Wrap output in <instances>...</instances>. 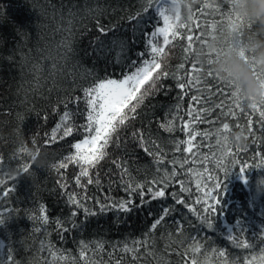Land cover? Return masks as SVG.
I'll list each match as a JSON object with an SVG mask.
<instances>
[{
    "label": "trees",
    "instance_id": "1",
    "mask_svg": "<svg viewBox=\"0 0 264 264\" xmlns=\"http://www.w3.org/2000/svg\"><path fill=\"white\" fill-rule=\"evenodd\" d=\"M215 2L200 0L193 11L199 25L188 22L193 28L192 34L200 36L201 40L208 41L228 22L213 8H203L204 3ZM158 3L159 0H153L152 7L145 12L144 0H0V168L6 173L0 175V179L4 180L0 185V218L5 220L0 225V264H70V261L60 259V252L71 253L78 258L81 240L103 242L105 249L100 256L108 264L111 254L112 264H115L124 255L120 251L122 245L125 242L130 245L134 239L146 238L145 234L151 230L150 226L166 206L170 209L169 214L152 231V235L155 237L157 256H163L167 264H191L193 254L190 250L185 252V249L193 243L202 246L201 251L195 254L199 264H221L223 258L218 257L219 251L225 252L229 264L233 261L235 264H252L264 254V184L261 183L264 181V155L260 154L264 149V138L258 139L254 148L249 140V151L236 153V162L233 163L232 155L221 158L222 151L214 146L215 136L202 142L198 136L194 144L201 142L200 152L209 155L210 160L201 165L197 158L190 165L200 170L201 175L198 178L195 173H188L184 181L188 191L181 193L183 204H177L171 198L172 192H179V183L174 181L165 191L164 198L152 200L146 190L143 199L149 203H142L140 197L133 196V207L128 213L98 211L97 200L111 202L126 198L120 172L112 163L113 159L123 160L134 182L157 175L153 156L133 141V130H143L146 137L150 133L151 139L165 150H170L173 148L170 137L186 138L187 132L179 129L192 118L186 116L185 111L189 108L195 111L197 107L205 106L204 99L194 105L187 96L184 97L180 112L183 119L177 118L175 122L177 130L172 133L162 130L159 124L170 115L169 109L176 104L180 91L171 79L163 81L170 88L167 94L162 92L149 96L137 107V118L129 121L131 127L119 132L121 147L110 146L109 156L100 162L97 169L90 170L92 173L98 172L99 185H87V178L82 177L81 184L85 187L77 186L75 176L79 167L72 163L58 171L54 168L39 169L35 165H32L30 173L17 175L13 171L21 163L16 143L20 136L24 138L25 147L43 149L55 163L74 153L71 145L82 139V129L55 143H48V134L65 111L73 114L76 125L85 122L84 88L100 78L121 79L124 74L134 70L131 65L142 59L137 54L146 51L149 33L154 28L163 27V20L155 11ZM134 16L140 21L139 27L136 19H130ZM212 24L215 25L214 32L209 26ZM101 27L109 30L104 33ZM179 31L188 34L187 29L181 28ZM69 37L70 52L64 46ZM114 40L116 44H113ZM120 41L125 42L126 51H121ZM160 41L162 43V38ZM192 43L194 49L187 52L191 58L196 48L205 46L195 39ZM185 47L183 39H177L167 46L166 56L162 60L163 70L173 73L181 62L188 65L189 61L184 60ZM200 75L206 83L219 84L209 80L205 73ZM207 95L205 90L204 97ZM222 98L218 95L207 101L206 106L211 107ZM227 102L231 103V99ZM217 112L219 110L214 111L208 119L214 120ZM226 120L230 125L236 123L221 115L215 124L204 122L190 126L201 131L214 130ZM240 123L246 121L241 119ZM229 148L235 153L234 147ZM22 160L29 162L26 154ZM161 167L171 168L172 165L166 161ZM241 168L243 173L240 172ZM223 169H227L229 174L220 192L213 187L216 181L212 177L223 180ZM10 172L11 176L7 175ZM62 183L67 187L62 188ZM197 183L200 184L199 189ZM70 192L86 195L87 205L96 210L97 215L86 218L82 209H75L69 204L67 193ZM218 193L219 204L212 198ZM212 206H215V212ZM41 207L45 209L43 213L40 212ZM73 210L77 211L74 219L79 227L76 228L68 221ZM42 215L48 217L47 224L36 219ZM202 218L208 219L212 224L211 229L203 223ZM57 220L64 221V227L70 230L64 232L57 228ZM231 236L236 239H229ZM177 238L185 243L181 245L175 242ZM42 243L45 245L43 249ZM237 243H247L251 247H237ZM49 245L52 246L51 250H48ZM166 246H170L168 251H165ZM205 249L208 250L206 260L203 255ZM150 261L156 264L151 257L145 258L143 264ZM124 264H129L128 259Z\"/></svg>",
    "mask_w": 264,
    "mask_h": 264
},
{
    "label": "snow or ice",
    "instance_id": "2",
    "mask_svg": "<svg viewBox=\"0 0 264 264\" xmlns=\"http://www.w3.org/2000/svg\"><path fill=\"white\" fill-rule=\"evenodd\" d=\"M171 0H159L158 6L155 11L160 18L163 20V27L154 28L148 35L146 40V51L143 53H138L137 55L142 59L139 62H133L131 70L129 73L124 74L121 79L113 78H100L95 81L92 85L84 88L83 91V104L85 106V122L81 125H76L72 115L69 111H65L60 117V121L57 123L55 128L48 134V143H55L58 140L72 136L74 131L77 133L82 129L83 136L79 142H75L71 145L74 149V153L65 156L60 161L53 165V168L57 171L62 168H66L69 163L75 164L79 167V172L75 176V184L80 187H85L81 184V178H87L86 184H100V179L98 172L92 173L90 170L97 169L101 161L105 160L109 156L108 149L110 146L115 148L121 147V137L119 132L121 130H126L131 125L129 121L135 120L137 118V107L144 103V100L149 96L156 95L158 93L167 94L170 88L166 87L163 81L171 79L174 82V86L179 89L176 96V104L172 105L169 109L170 115L165 118V121L159 124V127L165 132L172 133L177 130L176 120L177 118L183 119L180 116L182 110V100L187 96L188 99L193 101L194 105L199 104L202 99L205 100V106L197 107L195 111L191 108L185 111L186 116H190L192 119L187 122L184 127L179 130L181 132H187L186 138H172L169 140L173 145L170 150H165L162 145H160L154 139H151V134L149 133L146 137L143 130H133L131 132V137L133 141L137 143L138 146L142 147L146 153L153 156V163L155 164V171L157 175L153 176L151 179H145L144 181H133L131 172L129 171L123 160L113 159L112 163L115 165L120 172V181L123 184L124 190L126 192V198L120 200H97L96 204L99 205L98 211L100 213L106 212L108 210H116L118 212L128 213L132 210L133 196H138L141 198L142 203H149L150 201L144 200L143 197L146 192L150 195L152 200L165 197V191L170 187V185L177 181L179 183V192H172L171 198L177 204H183L184 201L181 200V193L188 191L185 185V179L188 173H195L197 177L201 175L200 170L191 167L190 165L196 162V159H200L201 165L210 160L209 155L200 152L201 142L206 139H211L215 136V147H218L222 151V157L232 155L233 163L236 162V153L248 152L249 148L241 150L235 148V153H233L227 146V137L223 136L222 133L231 131L233 128L244 129L247 128L248 139L251 140V146L253 148L257 145L258 139L264 138V106L259 105H245L243 102H237L234 97L235 93L233 91H227L229 89L222 83L219 84H209L202 79L200 73H205L209 80L216 81L210 71H206L203 65L197 67V63L187 55L189 49H194L192 41L198 40L202 45L207 44V40H201L200 36H194L192 34L193 28L188 23L199 25V21L192 14L190 19L186 22H181V17L177 12L172 15L169 10ZM146 12L150 7H152L153 0H144ZM203 8H213L215 12L221 13L226 17L227 21L231 23L234 17L231 14L230 0H216L214 4L204 3ZM197 11H202V9H197ZM139 16V13L137 14ZM130 19L137 20V26H140V21L136 16ZM238 19V18H236ZM71 24V21H69ZM212 31H215V25H209ZM187 29V35L181 33L179 29ZM109 29L101 27V31L106 33ZM71 36V29H68ZM135 31V30H134ZM162 38V43L160 41ZM177 39H183L186 42V47L184 48L185 56L184 60L189 61L186 66L185 63L181 62L176 66L177 70L173 73L163 70L164 65L162 63L163 57L166 52V48L170 44H174ZM117 41H113L116 44ZM65 48L67 51H71L70 37L66 38ZM121 51H126V45L124 41L119 42ZM211 55V54H209ZM241 55L245 56L246 53L241 51ZM223 85V87H220ZM195 89V91H191ZM207 91L208 95L205 98L204 92ZM191 91V94L189 92ZM221 95L222 99L214 103L213 106L209 107L207 101L212 100L214 97ZM231 99V103L227 102ZM79 102V98L78 101ZM135 102V103H133ZM67 107V104L65 105ZM127 110V111H126ZM216 110L217 116L214 120H209L208 117ZM207 114V116L205 115ZM242 114V115H241ZM226 116L230 119L236 121L234 125H230L227 120L220 125V127L214 130H203L199 128L191 127L190 125L199 123H212L215 124L219 120L220 116ZM256 116V119L253 117ZM243 119L246 123H240ZM201 138V142L196 141L197 137ZM223 139V143H222ZM185 146V147H182ZM126 148V145H124ZM213 147V145H210ZM20 154L21 163L18 168L17 175L21 173H30L32 169V164L23 161L22 156L25 154V148L18 149ZM180 153V155H176ZM184 153H189L190 155H184ZM262 155H264V149L261 150ZM169 155L171 158L168 159ZM213 156L215 153L212 154ZM17 157H14V159ZM172 165L169 167H161L165 164ZM0 164H2V158H0ZM220 161H217V166L219 167ZM188 166V167H186ZM208 171V169H203ZM225 176L222 180L220 177L213 176L212 178L216 181L213 185L215 189H219L220 192L223 191V181L227 177L228 170L223 169ZM243 168L240 172L243 173ZM0 172L5 175L3 168H0ZM178 172L180 175L178 176ZM7 175L11 176L10 173ZM4 183V180L0 179V185ZM163 185V187L155 188L154 185ZM62 188L67 187L65 184H61ZM200 184L197 183V188L199 189ZM11 191V189L9 190ZM5 196L8 195L7 192L4 193ZM218 195L212 197L219 204ZM68 203L73 205L75 209H82L85 217L96 216L97 211L90 208L86 200L87 196H81L80 193L70 192L67 193ZM45 209L41 207L40 212L43 213ZM170 209L166 206L162 210L161 215L155 219L152 223L151 230L145 234L146 238H141L140 240H133L129 245L125 242L120 251L124 253L115 262V264H124L125 259H128L129 264H143L145 258L151 257L152 260L156 261V264H167L163 256H157V250L155 248V237L152 235L158 225H161L164 218L169 214ZM212 211L215 212V206H212ZM77 211H71L68 221L71 223L73 228L79 227L75 223V217ZM36 219L41 220L43 223H48V217L42 215L36 217ZM203 223L209 228H212V224L207 218H202ZM5 220L0 218V225L4 224ZM57 228H61L64 232H68L70 229L64 227V221H55ZM179 230V226H177ZM39 231V229H36ZM182 235V233H181ZM171 236V233H169ZM190 239V238H189ZM229 239L235 240L236 237L231 236ZM151 241V243H150ZM179 244L183 245L185 241L183 239L177 238ZM79 257L72 256L71 253L60 252L61 260H68L70 264H105L104 258L100 256L105 249V244L101 241L88 242L81 240L79 241ZM237 247L250 248L251 245L247 243H237ZM48 250H51L52 246H47ZM170 246H166L165 251L169 250ZM201 245L198 243H193L185 252L189 250L192 252L191 264H199L196 257V253L201 251ZM41 248H45L42 243ZM59 251V250H56ZM208 250H204V258L207 259ZM218 257L223 258L221 264H229L224 251H219L217 253ZM108 264H112L111 254L108 258ZM151 264V261L149 262ZM232 264H235L233 261ZM243 264V262H242ZM252 264H264V254H262L258 260H254Z\"/></svg>",
    "mask_w": 264,
    "mask_h": 264
},
{
    "label": "clouds",
    "instance_id": "3",
    "mask_svg": "<svg viewBox=\"0 0 264 264\" xmlns=\"http://www.w3.org/2000/svg\"><path fill=\"white\" fill-rule=\"evenodd\" d=\"M198 3L200 0H171L169 10L172 15L178 12L181 22H186ZM230 6L233 21L211 35L204 47L196 48L192 59L233 91L237 102L264 106V0H230ZM221 135L227 137L228 147L241 150L250 147L246 128ZM16 143L19 149L25 148L27 160L36 168H53L55 162L49 153L36 146L25 147L23 136Z\"/></svg>",
    "mask_w": 264,
    "mask_h": 264
}]
</instances>
